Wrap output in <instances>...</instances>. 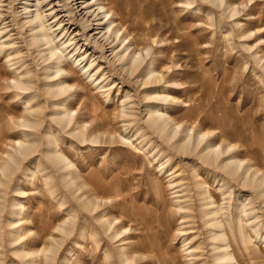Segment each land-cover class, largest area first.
Wrapping results in <instances>:
<instances>
[{
    "label": "rangeland",
    "instance_id": "rangeland-1",
    "mask_svg": "<svg viewBox=\"0 0 264 264\" xmlns=\"http://www.w3.org/2000/svg\"><path fill=\"white\" fill-rule=\"evenodd\" d=\"M41 1L40 9L65 30L63 39L73 37L71 47L84 61H95L92 68L99 69L96 76L103 87L63 62L72 73L66 80L73 85L67 107L76 111L72 125L63 128L56 120L61 111L53 106L57 100L45 93L40 54L28 45L25 0H0V41L10 42L0 46V167L17 149V141L36 145L16 166L5 195L0 186V264H26L30 257L18 255L21 247L31 252L47 247L49 264H216L217 242L211 239L204 211L223 205L224 216L233 220L250 194L255 200V193L231 183L227 187L233 194L224 200L214 173L202 170L195 155L176 152L147 125V108L155 105L169 125L178 124L177 138L191 128L194 137L201 131L212 133L213 144L224 149L233 145L238 159L264 175V0H223L220 7L210 0H99L110 11L112 27L127 34L128 51L141 49L143 65L149 67L153 59L164 77L146 85L114 63L103 31L94 33L100 31L94 7L83 6L82 0L76 5L72 0ZM227 5L239 12L228 16ZM66 8L74 10L78 21L69 19ZM84 19L89 20L84 25L90 24L84 30L88 40L82 36ZM93 38L103 44L105 57L98 58ZM8 58L33 70L31 88L14 87L18 76ZM152 91L170 99H147ZM32 95L30 105L38 109L29 113L26 100ZM124 95H129L131 116L122 114ZM26 119L31 126L22 125ZM83 122L84 142L71 132ZM47 134L74 165L71 187L47 156ZM49 175L48 188L44 177ZM203 189L210 200L204 199ZM79 196L91 199L96 209H85ZM249 208V216H258L250 222L260 238L245 222V241L232 220L233 235L225 224L234 264H264V204L257 199ZM106 219L113 223L108 231ZM62 225L68 234L57 230ZM116 231L121 234L115 237ZM17 234L18 242L12 243ZM35 260L46 264L42 254Z\"/></svg>",
    "mask_w": 264,
    "mask_h": 264
},
{
    "label": "bare ground",
    "instance_id": "bare-ground-1",
    "mask_svg": "<svg viewBox=\"0 0 264 264\" xmlns=\"http://www.w3.org/2000/svg\"><path fill=\"white\" fill-rule=\"evenodd\" d=\"M66 1L68 0H64V2ZM72 1H75L74 5L77 4L76 0H72ZM88 1L90 0H82L81 4H83V6L85 4V6L88 8L94 7L91 10L92 13L95 14L96 17L95 20L98 21V23H96L97 29H100V31L94 32L95 28H92V30L94 33H99L103 31L102 35L104 42H107L108 44L111 45L110 51L113 53L114 63L118 62L123 70H125L129 75H134L136 77L135 81H139L141 84L146 85L148 83H154V82L157 83L158 81L162 80L164 77L159 72H156V69L154 68V65L152 63L153 59H151V62L148 64L149 67L146 68V65H143L146 58L145 56H143L141 49L134 48V50L128 51L131 44L129 43V41L127 43H124L125 40H127V34H125L124 36V32L120 34V29L112 27L113 21L111 20V14L109 9H106L105 6L102 5L101 1L99 0H91V2ZM210 1L214 3L217 7L218 6L220 7V5L223 3V0H210ZM187 2L191 4V0H188ZM41 3H42L41 0H25L24 2L23 9L25 10V14H26L24 24L28 26V30L30 31V38L28 45L30 46L34 45L37 47V51H38L37 53L40 54V58L43 62L42 63L43 66L41 67V70L43 72L42 76L44 80L45 93L49 97L57 100L55 101V103H53V106L60 108L61 111L55 114L57 118L56 120L61 124L63 128L64 127L66 128L71 126L72 121L76 119L75 118L76 111L67 107V102L70 99V96L68 97L67 94L72 89L73 85L67 83L66 80L69 79L68 76L72 75V73L63 66V62L69 61L76 68H79L81 73L84 74L85 77L88 79V81L91 84H93L95 87L102 88L103 85H100L101 82L100 80H98V76H96L99 69H96L95 67L92 68L95 61L93 60L84 61L83 56L76 52L77 48L71 47L72 46L71 41L73 37L70 39H63L65 37V35L63 34L65 30H62L61 32V29L59 28L61 24H58V22H56L55 20L50 21L52 16H50L51 15L50 13L45 14L44 10L40 9ZM228 6L229 5H227V7ZM66 10H67V14L69 15V19L72 22L78 21L77 18L75 19L74 17L75 15H73L74 10H72V8L71 9L66 8ZM237 12H239L237 9L231 7L228 16H232ZM84 20L85 21L81 23L83 24V27L81 28L83 30L82 36H84V39L88 40L87 34L86 32H84V30H86V28H89L90 24L84 25L85 22L88 23L89 21L86 19ZM0 33H1V29H0ZM245 35L247 36L250 34L241 33L240 36L245 37ZM0 40H1V36H0ZM4 44L8 45L10 44V42L5 40L0 41V46H3ZM92 44L93 46H95V48H97L100 51L98 58L105 57L104 52L102 51V49H104L103 44L99 43L98 39L96 38L92 41ZM148 49L149 48H147V50ZM259 60L261 61L260 58ZM8 61L10 67L14 66L13 69L15 70L16 75L18 76L17 78L12 80L14 82V87L23 91H26L29 88H31L33 83L32 78H34L33 70L28 66H25L23 69H21L19 66H15V63L10 61L9 58ZM103 75L104 74H102V77ZM108 95L109 94H106L105 97L108 98ZM33 96L34 95H32L29 99L26 100V111L29 113H32L38 109L37 107L33 108L30 105ZM148 98L154 100L158 98L159 100L167 101L168 99H170V95L169 94L160 95L157 92L152 91L147 97V99ZM127 99H129V95H124L122 100L121 110L124 116H131L132 113L130 110L132 109L130 105H128L129 103L127 102ZM147 115H148L147 125L151 126L152 129H154L155 132L162 137L161 139H163V142L168 144L176 152L185 155L187 154L195 155L196 158L200 160L202 166L204 167L203 168L201 166V168H203L202 170H206L207 172L210 171L212 174L214 173L213 175L214 181L220 179V183H219L220 185L218 184V186L217 185L216 186H217V190L220 192L224 200L229 198L233 194L232 193L233 189L227 187L229 184H230L229 186H231V183L232 186L239 185L244 190L252 191L253 193H255L254 196L257 197V198L253 197L255 200H253L252 197H250L251 195L250 194L249 197H247L248 203L246 202V204H243L241 210L237 211L238 214L235 216V218L233 220L231 217L229 218L233 221V224L236 225L239 235L243 239V241L246 240L242 231L244 222L255 233V236L257 238H260L257 231L258 227L257 228L256 226L254 227V225L251 224L252 221L250 222L251 219L258 218V216L257 215L256 217L249 216V210L251 209L249 208V204H252L257 199H259L260 203L264 204V175L263 174L259 175L258 170H251V167L245 164L246 162L244 163L243 160L238 159L236 157L237 152L235 151L233 145L226 144V147L224 149L221 143L213 144L212 143L213 138L212 137L209 138V136H212V133L201 131L197 133L196 137H194V133H195L194 128H191L187 131V133L183 134L180 138H177L178 134L180 133L179 125L178 124H174L173 126L169 125L168 124L169 122L166 118L167 117L166 114L163 111H160L158 107L152 104L149 105L147 108ZM22 125L31 126L32 123L28 122L26 119L23 121ZM75 125L76 127L71 132L74 133L78 139L84 142L86 140L85 132L87 131V123L83 122L79 124L77 123ZM27 136L28 135H26V137ZM126 140L129 141V138L127 137ZM47 141L49 147L51 146L50 148L48 147L49 149L47 151V156L49 157V159L52 160V162H55V164L58 165L57 167L59 171L60 170H62V172L64 171V173L62 174V179L64 181H67V185L70 187L73 186L74 180L70 177L71 174L70 169L74 165L68 160L66 156H64L62 153L56 150L55 144L57 140L54 136L49 134L47 136ZM91 141H96L95 137ZM16 143H17V149L15 150L14 153L7 155L8 160L4 163L2 167H0V174L2 175V177L0 175V186L5 188L3 195L6 194V188L9 185L13 172L15 171V169H17L16 166L18 165V163H21L22 162L21 159L25 157L27 154H29L31 149L34 146H36L34 145L33 142L29 140L27 142L17 141ZM143 147H144L143 145L140 146L141 149ZM41 169L44 168L42 167ZM159 170H161V166L159 167ZM50 179H53L51 178L50 175L44 177L45 184L47 185L48 188L50 185V183L48 182L51 181ZM200 185L201 183H199V186ZM80 189L81 188L78 187L74 191L77 192ZM206 192L207 191L203 189L201 194L204 195V199L208 198V200H210L211 198L207 195L208 193L206 194ZM76 199L79 202H81L85 206V209H88L90 212L96 209V204L93 203L91 199H88L87 197L83 199L81 196H79ZM250 200L253 202H249ZM212 204H213L212 200L206 203L207 206ZM0 206H2V204ZM183 206H180V208L183 209ZM224 207L225 206L220 205V206H214L212 209L208 208L206 211H204V216L206 218V225L210 227L209 231H210L211 239L217 242V245L215 246L216 253L214 254V258H213L214 262L216 264H234L235 259L232 253L230 252L231 250L230 245L225 235V224L229 227L231 233L234 230L233 229L234 226L232 225L233 226L232 227L230 225L231 220H228L227 216H224V211H223ZM73 210L74 209H72V211ZM220 217L222 219L219 220ZM101 218L103 220V217ZM13 223L14 222L11 221L10 225H13ZM112 224H113L112 222L106 219L105 231L106 230L108 231L112 227ZM58 229L59 231H63L65 235L68 234V232L70 231V230L67 231L69 228L66 229V227H64L63 225L59 228L57 227V230ZM120 234L121 232L116 231L114 233V236L116 237ZM231 235H233V233ZM19 238H20L19 234H17V236L14 235L11 238L12 243L18 242ZM23 248L21 247V250H18L17 252L18 255L23 258L30 257L26 262V264H36L35 258L39 254L43 255L46 264L51 263L48 261L49 259L48 252L50 250L47 247H42L41 249L33 252L25 251ZM126 257L125 256L122 257V260L124 258L123 261H125V263L129 261L128 258ZM66 264H71V263L66 261Z\"/></svg>",
    "mask_w": 264,
    "mask_h": 264
}]
</instances>
